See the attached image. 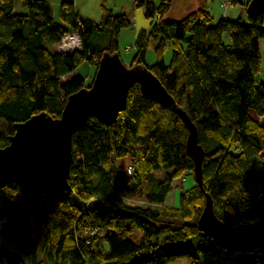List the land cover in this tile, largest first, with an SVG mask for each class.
Returning <instances> with one entry per match:
<instances>
[{"label":"trees","instance_id":"16d2710c","mask_svg":"<svg viewBox=\"0 0 264 264\" xmlns=\"http://www.w3.org/2000/svg\"><path fill=\"white\" fill-rule=\"evenodd\" d=\"M250 1L229 0V6L241 2L247 9ZM136 3L152 23L137 33L130 65L151 69L196 125L205 151L204 190L187 153L186 124L136 84L115 123L92 115L74 133L72 191L0 188V264H169L181 258L264 264L263 251L237 238L207 236L197 224L206 194L226 224L264 218V73L258 79L264 13L215 23L207 0L177 18L169 16L173 0ZM131 22L107 0L99 20L81 17L72 1H63L60 21L48 0H0V147L9 144L15 123L40 112L60 116L67 97L88 86L80 75L62 78L84 62L97 71L105 52L120 55V34ZM76 29L82 50L65 54L62 38ZM149 49L157 57L152 66ZM185 177L193 179L189 188ZM177 186L179 204L167 206ZM91 227H97L92 235Z\"/></svg>","mask_w":264,"mask_h":264},{"label":"water","instance_id":"95a60500","mask_svg":"<svg viewBox=\"0 0 264 264\" xmlns=\"http://www.w3.org/2000/svg\"><path fill=\"white\" fill-rule=\"evenodd\" d=\"M247 13L263 14L264 0H251ZM136 84L145 96L178 114L186 124L187 153L194 161L196 182L204 190L205 151L199 143L196 125L151 69L144 64H125L118 52L102 55L92 83L67 97L60 116L40 112L14 124L15 133L10 136L9 144L0 147V188L22 184L40 190L72 191L74 133L92 115L104 124L115 123L119 114L126 111L129 91ZM197 224L207 236L237 238L264 252V218L251 223L226 224L217 216L209 194Z\"/></svg>","mask_w":264,"mask_h":264},{"label":"rangeland","instance_id":"374dc122","mask_svg":"<svg viewBox=\"0 0 264 264\" xmlns=\"http://www.w3.org/2000/svg\"><path fill=\"white\" fill-rule=\"evenodd\" d=\"M68 1V0H64ZM75 4L77 12L79 14H82L79 9V5L84 8V13H87L89 16L92 17V19H98L100 13V8L103 0H70ZM195 0H173V10H171L169 16L173 18H177L182 12V10L187 7L188 4L191 2H194ZM246 1V0H241ZM52 4H57L56 2H59V0H51ZM202 2V0H201ZM200 2V3H201ZM62 3V2H61ZM60 3V5H61ZM107 3L114 7V11L117 14L124 13L127 15L128 18L132 21L131 25L123 28L120 34L119 38V52L120 57L123 60L125 64L130 65L132 63L133 56L135 54V40L137 33L141 29L149 30L151 27L152 19L147 17L145 15V9L144 7L137 6L136 0H107ZM197 3L195 6H198ZM21 4V3H20ZM224 0H207V7L211 15L214 17V22L216 23L219 18L224 17L226 19L230 20H238L240 19V15H242L243 12V18L241 20L247 21V9L243 10L241 2H237L234 4H231L228 9L226 10L224 7ZM60 5L57 6L58 9H60ZM19 11H26L27 8H24L22 5L18 6ZM81 17L84 15H80ZM56 21H60V12L58 10V13L54 17ZM225 41L228 42L229 38L226 34L224 37ZM107 39L104 38V43H107ZM103 42V41H102ZM55 49V48H54ZM260 50H261V56H262V71L258 75V79H262L263 73H264V38L260 39ZM172 57V49L169 47L165 54V63L168 65ZM157 57L154 52V50L149 49L147 52V65L152 66L156 63ZM96 74V66L90 62H84L81 65H79L73 72L72 77L75 76H82L84 77L86 84L90 85L94 79V76ZM63 81L70 80L68 77H63ZM252 116L258 117L255 110L251 111ZM260 121L264 123V119L261 118ZM122 161V160H120ZM161 175V173H159ZM193 184V179L190 177L188 182L185 184L187 188H189ZM172 192H180L179 186L174 188ZM141 236L140 232L137 231L134 236H132V239L135 241L139 240V237ZM3 238L0 236V244H2ZM41 257V254H40ZM190 261L188 258H181L177 259L175 261L170 262L169 264H189Z\"/></svg>","mask_w":264,"mask_h":264},{"label":"built area","instance_id":"2783aa9c","mask_svg":"<svg viewBox=\"0 0 264 264\" xmlns=\"http://www.w3.org/2000/svg\"><path fill=\"white\" fill-rule=\"evenodd\" d=\"M229 0H224V7L227 10L229 7ZM79 25H81L79 23ZM82 49V39L80 37L79 30L76 29L73 32L65 33V35L62 38L61 42V51L65 54H70L72 52H75L77 50ZM129 172H131V169L129 168ZM184 183H187L188 179L185 177L182 179ZM97 231V227H91L90 228V234L92 235ZM89 242V241H88Z\"/></svg>","mask_w":264,"mask_h":264},{"label":"crops","instance_id":"0c3cea01","mask_svg":"<svg viewBox=\"0 0 264 264\" xmlns=\"http://www.w3.org/2000/svg\"><path fill=\"white\" fill-rule=\"evenodd\" d=\"M50 3H51V5H52V9H53V16L55 17L56 16V14L58 13V10H59V12H60V9H58V7L57 6H59L60 5V3L61 2H63L64 0H59V2H56L57 4H52V2H51V0H48ZM201 2V0H195L194 2H191L190 4H188L187 5V7H185L183 10H182V12H180L181 14L180 15H183L184 13H186V11H187V9L188 8H191V7H197V6H195L197 3H200ZM113 4L111 3L110 4V6H112ZM172 6H173V3H172ZM74 7H75V4H74ZM173 8V7H172ZM171 8V10H173ZM242 8H243V10H245V6L244 5H242ZM79 9H80V11H82V12H80V13H82V14H79L77 11V9H76V7H75V12L78 14V15H84V16H82V17H89V18H92L91 16H89L87 13H84L85 11H84V8L82 7V6H80L79 5ZM171 12V11H170ZM243 12L244 11H242V15H240V18H243ZM100 16H101V8H100V13H99V16L97 17L98 19H95V20H99V18H100ZM171 16V15H170ZM180 17V16H179ZM130 19V18H129ZM65 77H68L69 79H71V77H72V73H70V74H68V75H66ZM189 178L190 177H188L187 179L189 180ZM188 182V181H187ZM178 204H179V195H178V193L177 192H171L170 194H169V196H168V199H167V201H166V205L167 206H173V207H176V206H178Z\"/></svg>","mask_w":264,"mask_h":264},{"label":"bare ground","instance_id":"6f19581e","mask_svg":"<svg viewBox=\"0 0 264 264\" xmlns=\"http://www.w3.org/2000/svg\"><path fill=\"white\" fill-rule=\"evenodd\" d=\"M82 50V49H81ZM72 53H74V52H72ZM72 53H70V54H72ZM182 184H184V182H183V180H182ZM180 190V189H179Z\"/></svg>","mask_w":264,"mask_h":264}]
</instances>
